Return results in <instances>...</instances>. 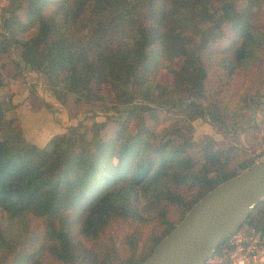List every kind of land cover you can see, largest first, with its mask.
Segmentation results:
<instances>
[{
	"label": "trees",
	"instance_id": "obj_1",
	"mask_svg": "<svg viewBox=\"0 0 264 264\" xmlns=\"http://www.w3.org/2000/svg\"><path fill=\"white\" fill-rule=\"evenodd\" d=\"M24 1L35 33L27 40L17 39L7 30V19V41L1 49L9 52L14 45L16 67L44 74L65 94L90 100L95 96L90 83L97 88L102 83L112 86L114 106L103 111L115 110V119L123 126L152 109V104L166 110L176 106L169 98L154 99L149 90L139 94L129 90L127 85L139 71L153 64L168 67L173 84L187 93L186 101L179 102L181 113L224 129L215 104L201 103L207 71L200 55L206 52L211 64L230 76L247 72L264 52V30L255 23L254 13L264 0H254L241 12L234 0ZM215 2L219 6L213 9ZM84 18L94 22L88 38L67 31ZM147 20L151 25H146ZM225 23L233 27L232 44L221 51H206L221 37ZM117 35L115 41L110 38ZM154 44L160 50L147 54ZM2 113L0 104V133L8 125ZM261 115L264 124V112ZM103 127L105 123L79 122L57 135L50 150L20 143L17 134L0 141V209L8 219L7 228L0 227V264H140L205 193L255 162L249 159L239 164L238 171L231 170V158L241 149L231 140L224 142L225 148L211 139L199 142L197 155H192L193 142L184 139L175 144L167 136L159 140L154 128L141 127L132 135L124 127L105 142L100 137ZM31 217L42 223L39 235L29 234ZM115 218L134 227L120 248L111 237L103 240ZM242 223L264 231V200ZM148 224L154 229L141 255L137 228Z\"/></svg>",
	"mask_w": 264,
	"mask_h": 264
},
{
	"label": "rangeland",
	"instance_id": "obj_2",
	"mask_svg": "<svg viewBox=\"0 0 264 264\" xmlns=\"http://www.w3.org/2000/svg\"><path fill=\"white\" fill-rule=\"evenodd\" d=\"M234 2L236 10L241 12L246 11L254 3V0H234ZM214 4L213 9H216L219 3L215 2ZM54 7L55 4L50 5L46 13L49 14L54 10ZM11 10L14 12L11 13ZM254 13L257 17L255 23L261 27V30H264V1L259 10L254 11ZM11 15H14L15 19L11 18ZM7 19H10L7 30L15 33V38L27 40L34 35L35 24L29 23L31 18L26 1L0 0V44H5L7 41L5 36L7 31L4 25ZM146 25H151V20H147ZM93 26L94 22L90 20L86 22L84 18L82 22L69 27L70 29L67 31L78 38H88L92 33ZM221 33L222 38L219 37L210 42L206 51H221L232 44L235 37L233 27L225 23L221 27ZM110 38L115 41L119 35L110 36ZM159 50L160 45L154 44L147 49V54L153 55ZM204 53L206 52H202L200 56H202V61L205 64L207 75L204 81L205 95L201 103L203 106L215 104V111L221 115L225 122L224 129L211 125L208 119L193 118L191 115L181 113L178 107L179 102L186 101L187 93L173 84V75L166 66L159 69L158 67L154 68L153 64H149L142 68L138 76L132 79V84L127 86L136 94L143 90H149L152 94L151 97L158 101L169 98L175 102L176 106L166 110L155 108L152 104V109L140 112L130 121L125 119L129 122L127 121L123 126L121 122L116 121L115 110L103 111L104 108L114 106L112 86L102 83L101 87L97 88L96 83H90L89 87L95 93V96L90 100L79 98L72 93L65 94L63 87L60 85L55 87L54 81L52 82L44 74L21 66L20 68L16 67L13 63H17L19 60L14 45H11L9 52H4L0 47L2 80L0 104L3 117L8 121V125L1 129L0 141L17 134L20 143L34 144L41 149L50 150L51 141L57 135L67 133L69 128H75L82 121L88 125L94 121L105 123V127L100 131V137L105 142L112 140L115 134L124 127L127 133L132 135L141 127L154 128L157 138H160L159 140L165 141L166 138L162 136H167L172 138L175 144H182L184 139L193 142L195 148H193V152H190L192 155H197L199 142L204 143L211 139L217 141L216 146L225 148L227 145L224 142L231 140L241 149H238L239 152L232 156L228 167L238 171L240 163L260 156L257 150L264 143V124L261 123V112H264V105H262L264 103V52H261L262 58L247 72H238L230 76L225 70L211 64L210 60L207 59L209 57ZM179 64L180 61L177 60L175 66L178 67ZM140 81H143L142 86L138 85ZM141 101V97L138 96L137 102L140 103ZM117 108L120 109L121 107ZM260 108V111L257 110ZM238 124L241 125L240 128L237 127ZM242 127H246V129ZM7 222L6 212L0 209V227L7 228ZM28 228L29 234L34 236L43 231L41 221L35 217L29 219ZM152 229H154V224L137 228L140 232L137 253L144 254L148 244L147 238ZM133 230L134 227L130 223L115 218L109 223L103 240L107 241L111 237L115 246L120 248L124 236ZM155 231L158 232L159 229L156 228ZM75 232L74 235L77 234V231ZM118 250L119 254L123 255V250Z\"/></svg>",
	"mask_w": 264,
	"mask_h": 264
},
{
	"label": "water",
	"instance_id": "obj_3",
	"mask_svg": "<svg viewBox=\"0 0 264 264\" xmlns=\"http://www.w3.org/2000/svg\"><path fill=\"white\" fill-rule=\"evenodd\" d=\"M264 200V158L208 191L140 264H202Z\"/></svg>",
	"mask_w": 264,
	"mask_h": 264
},
{
	"label": "built area",
	"instance_id": "obj_4",
	"mask_svg": "<svg viewBox=\"0 0 264 264\" xmlns=\"http://www.w3.org/2000/svg\"><path fill=\"white\" fill-rule=\"evenodd\" d=\"M262 159L264 143L257 150ZM202 264H264V231L243 223L227 234Z\"/></svg>",
	"mask_w": 264,
	"mask_h": 264
},
{
	"label": "crops",
	"instance_id": "obj_5",
	"mask_svg": "<svg viewBox=\"0 0 264 264\" xmlns=\"http://www.w3.org/2000/svg\"><path fill=\"white\" fill-rule=\"evenodd\" d=\"M258 116H260V115H258ZM255 117H256V115H255ZM258 160H260V158H258V157L257 158H254V161H258Z\"/></svg>",
	"mask_w": 264,
	"mask_h": 264
}]
</instances>
